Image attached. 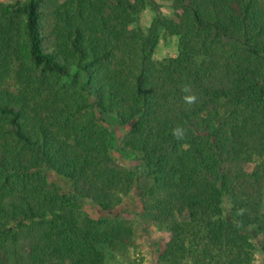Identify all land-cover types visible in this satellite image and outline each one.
Instances as JSON below:
<instances>
[{"label":"trees","instance_id":"trees-1","mask_svg":"<svg viewBox=\"0 0 264 264\" xmlns=\"http://www.w3.org/2000/svg\"><path fill=\"white\" fill-rule=\"evenodd\" d=\"M170 1L148 28L144 0L0 4V264H116L114 192L134 187L172 233L157 264L264 253V0ZM162 29L178 53L156 62Z\"/></svg>","mask_w":264,"mask_h":264},{"label":"rangeland","instance_id":"rangeland-1","mask_svg":"<svg viewBox=\"0 0 264 264\" xmlns=\"http://www.w3.org/2000/svg\"><path fill=\"white\" fill-rule=\"evenodd\" d=\"M14 0H0L1 3L13 2ZM178 11L172 7L170 0H144V7L140 15L139 23L143 28H148L155 17L161 19H175ZM178 53L177 37L161 30L158 44L153 53V59L158 62L166 58L175 57ZM80 76L53 79L46 76L45 90L47 93L56 94L64 100L76 96L79 92ZM110 131L112 125L103 124ZM127 128H125L126 130ZM116 134L120 136L122 131L115 127ZM121 133V134H120ZM116 164L122 168L133 169L140 165L141 161L137 154L132 157L120 155L118 151H113ZM259 162V158L253 157L246 162L244 168L246 171H252ZM125 193L114 192L116 200V212L119 214V230L127 237V246L118 255L116 264H157L156 249L160 251L170 241L172 233L167 228L158 224H153L146 219H141L142 202L138 197V188L124 190ZM223 206H228L224 201ZM130 242V244H129ZM253 264H264V253L256 248L255 260Z\"/></svg>","mask_w":264,"mask_h":264}]
</instances>
